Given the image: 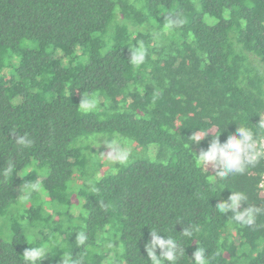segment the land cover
Instances as JSON below:
<instances>
[{"label":"trees","instance_id":"1","mask_svg":"<svg viewBox=\"0 0 264 264\" xmlns=\"http://www.w3.org/2000/svg\"><path fill=\"white\" fill-rule=\"evenodd\" d=\"M166 18L184 23L165 32ZM84 97L97 101L88 113ZM263 112L264 0H0V264H28L31 247L42 264H153L152 232L175 240L176 264H195L198 247L208 264H264L263 162L224 179L196 164L239 126L258 140ZM91 134L130 141L128 162L98 175L77 141ZM232 192L247 196L237 211L261 210L251 225L217 210Z\"/></svg>","mask_w":264,"mask_h":264},{"label":"clouds","instance_id":"2","mask_svg":"<svg viewBox=\"0 0 264 264\" xmlns=\"http://www.w3.org/2000/svg\"><path fill=\"white\" fill-rule=\"evenodd\" d=\"M183 23V18H176L174 20L166 18V22L163 25V31H170L174 27L181 26ZM145 57L146 49L141 44L135 49L130 58V62L133 66L138 67L144 62ZM96 105L97 101L94 97H84L79 103V110L83 113H88L94 110ZM261 127H264V124H262ZM207 134L208 132L201 134L197 131L191 135V139L193 143L199 144ZM16 142L24 147H29L32 144V140L27 138V134L18 137ZM107 146L110 151L104 155H106L108 161L119 163L121 165L128 162L132 150L130 141L119 135H114L113 138L108 141ZM261 156H264V143H260L256 139L250 128L239 126L236 132L230 133L227 140L223 143L220 142L219 135L215 138L212 137L207 150H201L199 155L196 156V164L199 167H208L210 165L215 169L216 175L219 178L224 179L230 174H242L247 165L254 164ZM12 171L13 165L9 164L8 168L5 170V175L10 174ZM39 188V181L34 184L26 183L25 191L31 192L33 190H39ZM246 200L247 196L245 193L232 192L228 200H220L216 205V208L223 214L232 210L235 213L234 218L237 221L245 225H251L255 220L256 214L261 210L259 208L246 207L242 211H237L238 207ZM184 234L191 236L192 232L185 229ZM78 240L83 244L85 240L84 235L79 234ZM157 246L162 250L160 256H162L164 260L171 262V264H176V242L173 238L168 237L167 239H164L156 235V232H152V240L146 245L147 255L153 261V264H162L161 259L155 252ZM192 255L195 264H208L204 248L198 247ZM22 256L28 264H37V262L42 264L45 257V249L43 247L27 248L24 250ZM63 264H78V262L72 261L70 254H65Z\"/></svg>","mask_w":264,"mask_h":264},{"label":"rangeland","instance_id":"3","mask_svg":"<svg viewBox=\"0 0 264 264\" xmlns=\"http://www.w3.org/2000/svg\"><path fill=\"white\" fill-rule=\"evenodd\" d=\"M32 46H33V44H31L29 42H26L25 44H23V47H32ZM262 114H261V125H262ZM79 140L84 141L86 144H87V142H90V146H91V148L93 150L92 156H94L95 159L97 158L98 163L102 164L100 169L97 171L98 175L99 174L101 175L104 170L110 169V167L112 166L113 162L108 161L106 155H104V154H107L108 151H110V149L107 146L108 143H107V141L105 140L104 137H102L100 135L97 136V135L91 134V135H89L87 137H81L77 141H79ZM134 148H135L134 145L131 144V149L133 150ZM132 150H131V152H132ZM83 183H84V180L82 178H79V177L75 178L74 182H73L74 187L80 186ZM75 189H77V188H75ZM27 194H28V192H26L24 189H20L19 190V198H18V200L20 202L19 204H21L23 207L24 206L28 207V202L27 201L23 202V200H25L24 198H25V196ZM74 202L75 203L77 202V200L75 198H74ZM74 206L75 207L73 208L72 211L76 213L77 212L76 209L78 208V204H75ZM48 211L50 212L51 209L49 208ZM0 232L2 233L1 228H0ZM49 232L51 233V231H49V230L45 231V233H49ZM240 250L247 251L248 250V246L243 245L240 248Z\"/></svg>","mask_w":264,"mask_h":264},{"label":"built area","instance_id":"4","mask_svg":"<svg viewBox=\"0 0 264 264\" xmlns=\"http://www.w3.org/2000/svg\"><path fill=\"white\" fill-rule=\"evenodd\" d=\"M262 124H264V112L262 114ZM263 132H264V127H262ZM260 143H264V135L262 137H260V139L258 140ZM258 159H260L263 162L264 165V156L259 157ZM258 190L260 195L264 198V169L261 173V177L258 183Z\"/></svg>","mask_w":264,"mask_h":264}]
</instances>
